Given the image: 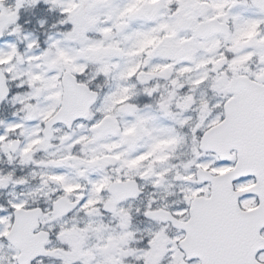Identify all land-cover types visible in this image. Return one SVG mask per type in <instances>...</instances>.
Returning a JSON list of instances; mask_svg holds the SVG:
<instances>
[{
  "label": "snow or ice",
  "instance_id": "obj_1",
  "mask_svg": "<svg viewBox=\"0 0 264 264\" xmlns=\"http://www.w3.org/2000/svg\"><path fill=\"white\" fill-rule=\"evenodd\" d=\"M0 264H264V0H0Z\"/></svg>",
  "mask_w": 264,
  "mask_h": 264
}]
</instances>
